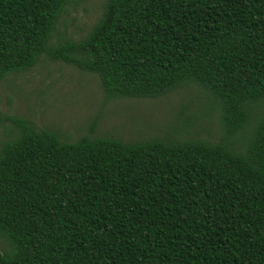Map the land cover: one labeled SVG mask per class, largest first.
Here are the masks:
<instances>
[{"label":"trees","instance_id":"1","mask_svg":"<svg viewBox=\"0 0 264 264\" xmlns=\"http://www.w3.org/2000/svg\"><path fill=\"white\" fill-rule=\"evenodd\" d=\"M85 1L0 0V83L45 56L95 76L103 104L192 86L223 133L91 137L95 117L68 142L0 111V264H264V0H104L50 44Z\"/></svg>","mask_w":264,"mask_h":264},{"label":"rangeland","instance_id":"2","mask_svg":"<svg viewBox=\"0 0 264 264\" xmlns=\"http://www.w3.org/2000/svg\"><path fill=\"white\" fill-rule=\"evenodd\" d=\"M103 1L87 0L70 8L55 26L50 44L83 38L96 22ZM205 100L200 90L186 86L156 99H118L103 104L95 76L45 56L28 72L0 83L4 115L27 119L34 127L47 128L68 142L89 134L88 126L95 117L91 137L112 136L123 141L162 137L179 119V123H187V133H177L179 137L216 142L223 133L220 117ZM11 129L9 122L0 126V143L12 135Z\"/></svg>","mask_w":264,"mask_h":264}]
</instances>
